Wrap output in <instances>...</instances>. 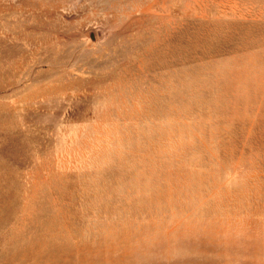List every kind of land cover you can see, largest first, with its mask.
I'll return each instance as SVG.
<instances>
[{
	"label": "rangeland",
	"instance_id": "obj_1",
	"mask_svg": "<svg viewBox=\"0 0 264 264\" xmlns=\"http://www.w3.org/2000/svg\"><path fill=\"white\" fill-rule=\"evenodd\" d=\"M0 264H264V0H0Z\"/></svg>",
	"mask_w": 264,
	"mask_h": 264
}]
</instances>
